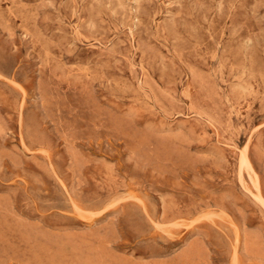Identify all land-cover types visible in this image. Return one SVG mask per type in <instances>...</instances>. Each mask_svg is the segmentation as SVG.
Wrapping results in <instances>:
<instances>
[{
	"label": "rangeland",
	"instance_id": "obj_1",
	"mask_svg": "<svg viewBox=\"0 0 264 264\" xmlns=\"http://www.w3.org/2000/svg\"><path fill=\"white\" fill-rule=\"evenodd\" d=\"M0 264H264V0H0Z\"/></svg>",
	"mask_w": 264,
	"mask_h": 264
}]
</instances>
